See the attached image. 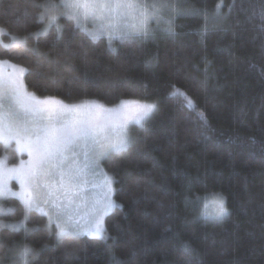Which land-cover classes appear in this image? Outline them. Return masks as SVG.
I'll use <instances>...</instances> for the list:
<instances>
[{"label": "trees", "instance_id": "16d2710c", "mask_svg": "<svg viewBox=\"0 0 264 264\" xmlns=\"http://www.w3.org/2000/svg\"><path fill=\"white\" fill-rule=\"evenodd\" d=\"M50 1L0 0V59L26 69L30 92L156 108L104 160L117 203L104 238H58L32 211L26 239L0 228V264H20L25 243L30 264H264V0H150L161 6L150 34L111 42L64 16L45 29ZM210 192L221 218L201 214ZM4 201L15 212L3 218L22 220L20 199Z\"/></svg>", "mask_w": 264, "mask_h": 264}, {"label": "snow or ice", "instance_id": "6c2138e0", "mask_svg": "<svg viewBox=\"0 0 264 264\" xmlns=\"http://www.w3.org/2000/svg\"><path fill=\"white\" fill-rule=\"evenodd\" d=\"M58 7L62 9V15L77 21V27H81V22L88 19L97 21L95 30L90 31L86 26H83V30L89 32L92 40L107 35L109 42L114 37H147L150 34L148 20L161 10L158 3L149 6L143 0H61ZM43 18L44 13H41ZM52 26H56L59 31L55 15L48 16L45 29ZM168 30L171 31V27ZM5 63L0 61V84L4 79L2 65ZM10 67V88L6 95L0 93V110L7 103V118L14 123L4 128V117L0 114V136L5 144L15 141L18 150L26 153L28 158L20 160L16 167L0 166V198L9 193L18 196L24 209L22 220L12 224L0 223V228H23L26 239L28 233L33 231L27 227L32 211H43L44 206L60 200H67L71 205L84 185L102 176L100 183L108 191L95 201L97 215L90 222L88 232L92 236L104 238L103 216L117 205L110 196L112 180L100 170L99 161L114 153L126 152L132 143L128 135L129 123L134 122L143 127L156 105L121 99L115 107H106L95 99L84 98L79 102L65 103L53 96L40 98L27 91L24 82L26 69L14 64ZM105 114L107 119L102 120ZM81 152L85 157L83 163L80 160ZM13 180L19 182V192H12L7 187L6 182ZM188 183L190 185L192 181ZM37 189H43L47 198L36 195ZM203 199L202 215L219 218L227 213L219 193H207ZM4 202L0 199V214L5 211ZM7 211L14 213L15 209ZM49 227H54L58 238L76 236L80 230L79 221L71 215L60 213L56 214L54 220L49 215ZM185 247L189 248V245L186 243ZM31 255L33 249L28 244L17 247L20 264H30Z\"/></svg>", "mask_w": 264, "mask_h": 264}, {"label": "rangeland", "instance_id": "374dc122", "mask_svg": "<svg viewBox=\"0 0 264 264\" xmlns=\"http://www.w3.org/2000/svg\"><path fill=\"white\" fill-rule=\"evenodd\" d=\"M60 2H61V0H52L50 2H47L46 6H45V8L43 10L44 11V16H46L47 18L50 15H55V16H57V18L63 17L64 15L61 14L62 13V9L58 7ZM143 2L148 4L149 6L152 3H154V2H152L150 0H143ZM156 16L148 20V25L151 23L152 20L157 18ZM64 17H67V16H64ZM47 21H48V19H47ZM81 23H82V26H81L82 29H83V26H86V28L88 30H90V31L91 30H95L98 27V22L97 21H93L92 19H88V20L82 21ZM42 29H41V31H42ZM3 32H4L3 29L0 28V41L3 40V38H2ZM85 32H87L89 34L88 31H85ZM100 36H104V35H100ZM12 39H13L12 42H16L17 41L16 37H12ZM9 44H10L9 42L6 43V45H9ZM0 61L7 62V63L2 65V74H3V78L4 79H3V83L0 84V93L6 95L8 89L10 88V85L8 83V73L12 70L10 65L14 64V65H17V66H20V67H22V66L18 65V64H15L13 62H10L8 60L0 59ZM24 82H25V80H24ZM27 91L30 92V90L28 88H27ZM40 98H43V97H40ZM128 100H138V99H128ZM139 101H142V100H139ZM142 102H145V101H142ZM65 103H67V102H65ZM118 103L114 104V105H106V107H115L116 105H118ZM146 103H150V102H146ZM0 114H2L3 117H4V125H3L4 128H7V126L10 123H14V121H10L7 118V116H8L7 103L5 105V108L3 110H0ZM113 118H115V117L113 116ZM101 119L102 120L107 119V114H105V116H103ZM133 126H139V125L135 124L134 122L129 123V125H128V135L130 137H131V131H132V127ZM0 143L4 144L7 147L12 148L15 151V154H16V158H13V157H15V155H13L12 153H9V152H6V153L0 155V166L16 167V166H19L20 160H22V159L23 160H27V158H28L27 154L26 153H21L18 150V146L16 145L15 141H10L9 143L5 144L4 140H3V137L0 136ZM106 158L107 157L102 158L99 161L100 170L103 173H106L107 176H109L111 178V180H112V185H111L112 192L110 193V196H111V199L115 202V205H117L116 200L114 198V180H113V177L104 167V160ZM80 160H81L82 163L85 161V157L83 155V152H81ZM101 180H102V176L100 178L96 179L95 181L84 185L83 188L80 190L79 196H77V197H75L73 199V203L71 205L68 204L67 200H60V201H56L54 203H50L49 205L44 206L43 207V211H37V212H40V213L44 214L45 216H47L48 222H49V215L52 216L53 220L55 219V216H56L57 213L63 214L65 216L66 215H71L73 217V219L79 221V224H80V230H79V233L76 236H83V235L92 236L88 232V228H89L90 222H92L94 220V218L96 217V215H97L96 210H95V201L98 200L100 197H102L108 191V189L106 187H104L100 183ZM6 183H7V187L10 188L12 192H19L21 190L20 184H19L18 181H14L13 180V181H7ZM35 194L39 195L41 197L47 198L46 192L43 189H37L35 191ZM9 197H16V198L20 199L18 196L11 195V193H9L7 196H5L3 198H0V199L4 200V199L9 198ZM223 201H224V199H223ZM56 205H59V207H57ZM224 205H225V201H224ZM203 206H204V199H203V203H202V212L204 210ZM3 207H4L5 211H4L3 214H0V223L12 224V223L19 222V221H12V220L4 219L3 218L4 215L12 213V212H8L7 210L8 209H13V208L11 206H9L8 204H6L5 202L3 204ZM225 207H226V205H225ZM114 208L115 207L110 209L109 212H107L103 216L104 229H105L106 216ZM209 211H211V208L209 209ZM45 213H47L48 215H46ZM223 216H221V217H223ZM208 217H210V216H208ZM221 217H219V218H221ZM210 218H213V217H210ZM215 219H217V218H215Z\"/></svg>", "mask_w": 264, "mask_h": 264}]
</instances>
